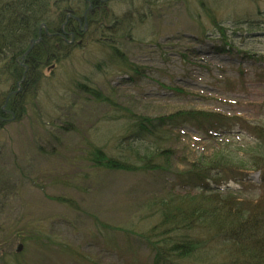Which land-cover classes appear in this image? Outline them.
Instances as JSON below:
<instances>
[{"label":"rangeland","instance_id":"374dc122","mask_svg":"<svg viewBox=\"0 0 264 264\" xmlns=\"http://www.w3.org/2000/svg\"><path fill=\"white\" fill-rule=\"evenodd\" d=\"M82 2L68 0L63 8L85 11ZM103 7L105 21L89 27L65 59L41 68L23 116L0 128V264L22 253V264H152L145 239L158 223L152 201L172 187L183 192L177 175L225 146L187 122L130 136L129 117L217 112L235 134L241 126L231 118L264 121V0H107ZM220 27L231 45L223 53L216 50L223 47ZM131 64L145 69L142 78L130 81ZM94 146L119 158L169 149L173 167L166 175L101 170L87 160ZM33 227L55 243L26 246L21 237ZM198 237L208 242L207 235ZM59 244L87 258L78 262ZM200 256L180 264H203Z\"/></svg>","mask_w":264,"mask_h":264},{"label":"trees","instance_id":"16d2710c","mask_svg":"<svg viewBox=\"0 0 264 264\" xmlns=\"http://www.w3.org/2000/svg\"><path fill=\"white\" fill-rule=\"evenodd\" d=\"M67 1L0 0V128L8 118L18 119L23 116V109L28 104L33 87L31 81L37 79L41 68L51 61H62L69 53L65 50L74 48L76 44L81 45L86 38L87 31H81L76 20L77 16L83 21L85 11L81 6L77 10L63 8ZM82 3L84 8V1ZM103 5L105 4H99L96 9L103 14L88 15L87 30L94 25L96 28V18L106 14L105 10H101ZM67 16L70 23L64 26ZM42 25L46 28L42 27L40 33ZM63 26L65 32L72 34H64ZM40 36L41 41L35 43L28 53L32 42ZM221 40L223 47L216 50L223 53L231 45L225 37ZM126 69L131 75L130 81L136 76L142 78V72L145 71L134 64ZM23 77L25 81H22ZM11 80V88L3 90V85ZM20 81L21 91L16 93ZM161 86L167 91L184 93L180 88L171 89L163 83ZM81 87L89 88L86 84H81ZM94 94L106 102H113L99 92ZM187 111L155 119L131 116L128 132L130 136H154L165 127L175 128L187 122L204 130L210 138H215L219 129L230 130L233 127L229 126L230 123L224 124L228 118L220 113ZM231 119L240 124V117ZM246 128L250 131L248 141L239 143L236 148L230 143L223 144L225 147L218 150L210 161L204 159L191 162L187 170L177 175L176 184L183 188V192H177L172 187L164 199L152 201L150 209L156 214L158 223L145 237L152 252V264H180L181 261L189 263L190 259H195L199 254H202V259H206L203 264H264V194L258 198L250 194H239L255 186L249 180L250 174L254 172L261 173L260 188L264 192V125H250ZM239 151L243 155H237ZM88 156L87 160L93 166L106 171H156L166 175L173 167V156L169 149L164 148L154 153L148 149L145 155L135 152L128 157L119 158L111 157L104 148L94 146L89 150ZM233 181L240 184L242 191L231 192L228 189L226 194L219 191L221 185L226 186ZM211 182L217 187L213 188ZM194 232L196 234L192 238ZM197 233L200 236L207 235L208 242L204 243V239L198 237ZM21 238L26 241V246L30 243H55L50 236L35 227ZM215 242L220 245L219 248L212 247V252L207 251L210 244ZM58 248L67 255L75 256L76 260L80 258L78 262L87 258L76 249H67L64 244H59ZM23 257L24 253L6 255L3 264H22L20 259Z\"/></svg>","mask_w":264,"mask_h":264},{"label":"bare ground","instance_id":"6f19581e","mask_svg":"<svg viewBox=\"0 0 264 264\" xmlns=\"http://www.w3.org/2000/svg\"><path fill=\"white\" fill-rule=\"evenodd\" d=\"M82 1H84V3H85V6L87 5V3H89L90 1L89 0H82ZM175 1V0H174ZM176 1H181V0H176ZM54 8H56V7H53V9ZM68 17L69 16H67V19H66V21H65V23H64V26H66V25H68L69 23H70V19H68ZM78 18L76 17V20H77ZM105 21V18H104V16L103 17H101L100 19H98L97 21H96V23H98V22H100V23H102V22H104ZM107 21V20H106ZM236 21H238V22H241L242 20H241V18H237V20ZM64 26H63V28H64ZM41 27H46L45 25H42ZM221 29H220V31H219V33H220V36H222V37H225L226 39H228L226 36H227V34L225 33V29H222V27H220ZM49 34V33H48ZM52 35V34H51ZM39 39V38H38ZM34 48V45L32 46H30V51L32 50ZM29 49H28V51H29ZM29 51V52H30ZM28 52V53H29ZM22 81H25V77H23V79H22ZM18 91H20V87H19V85H18V89H17V91L16 92H18ZM264 111V110H263ZM260 120H264V113H262V115H261V118H260ZM264 123V121H262V122H260V124H262V125H264L263 124ZM251 124H253V122L252 121H249V119H247V118H244V117H242V116H240V126L241 125H245V126H250ZM234 126V125H233Z\"/></svg>","mask_w":264,"mask_h":264},{"label":"flooded vegetation","instance_id":"af4514ba","mask_svg":"<svg viewBox=\"0 0 264 264\" xmlns=\"http://www.w3.org/2000/svg\"><path fill=\"white\" fill-rule=\"evenodd\" d=\"M87 1V0H86ZM90 2L87 3L86 7H87V11L91 12V15L94 16V11L98 8L99 4H105L107 0H89ZM86 11V12H87ZM99 11V10H97ZM85 12V13H86ZM87 19H88V14H87ZM78 21V20H77ZM80 24V27L83 25L82 21H78ZM83 31H87V22L84 19V30ZM63 32L66 35L72 34V33H67L65 32L64 28H63ZM51 36V35H50Z\"/></svg>","mask_w":264,"mask_h":264},{"label":"water","instance_id":"95a60500","mask_svg":"<svg viewBox=\"0 0 264 264\" xmlns=\"http://www.w3.org/2000/svg\"><path fill=\"white\" fill-rule=\"evenodd\" d=\"M38 41H40V39H38ZM35 42H36L35 40L32 42V46L34 45ZM29 51H30V49H29ZM29 51H27V52H29ZM22 248H23V245H20L18 252H20Z\"/></svg>","mask_w":264,"mask_h":264}]
</instances>
